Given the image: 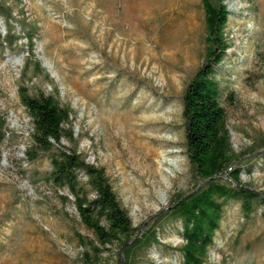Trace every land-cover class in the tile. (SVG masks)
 <instances>
[{
  "label": "rangeland",
  "instance_id": "rangeland-1",
  "mask_svg": "<svg viewBox=\"0 0 264 264\" xmlns=\"http://www.w3.org/2000/svg\"><path fill=\"white\" fill-rule=\"evenodd\" d=\"M218 1L0 2L11 11L0 14V264H84L74 234L95 240L71 196L64 202L39 180L48 160L24 158L31 124L20 82L70 108L72 145L104 167L137 234L156 229L160 244L138 248L137 264H183L182 221L169 211L206 180L188 159L182 94L218 39L224 118L209 160L228 158L212 176L223 193L213 196L217 226L198 264H264V0H220L217 21ZM8 31L20 37L10 46ZM117 257L111 245L101 264Z\"/></svg>",
  "mask_w": 264,
  "mask_h": 264
},
{
  "label": "trees",
  "instance_id": "trees-1",
  "mask_svg": "<svg viewBox=\"0 0 264 264\" xmlns=\"http://www.w3.org/2000/svg\"><path fill=\"white\" fill-rule=\"evenodd\" d=\"M217 5L219 9L214 8L210 15L219 21L223 16L220 0ZM0 14L11 17L10 9L2 4ZM25 37L31 52L32 34L27 33ZM19 38L8 31L3 41L10 46ZM216 41L209 57L194 73L182 94L183 133L188 159L198 179L206 180L198 193L181 199L169 211L182 221L183 236L187 241L183 264L200 262L197 254L203 255L205 244L211 241V231L217 226L218 214L214 210L217 205L213 196L223 193V188L213 181L212 176L223 168L228 155L216 165H211L209 160L213 136L224 118L219 87L213 79L214 65L223 53L221 39ZM33 68L41 72L38 60L33 61ZM17 96L31 124L30 142L23 152L25 160L29 163L40 157L48 160V169L37 173L39 180L54 188L64 202L70 201L71 196L80 222L95 236V240H91L81 233L74 234L84 247L81 255L84 264H101L103 251L111 245L116 247L118 254L114 264H137L138 248L160 244L157 231L147 228L137 234L139 228L133 226L127 210L120 204L104 167L87 161L72 145L75 132L70 108L60 105L50 94L31 93L23 82L17 86ZM4 136L0 133V138ZM64 189L68 193L60 194L59 190Z\"/></svg>",
  "mask_w": 264,
  "mask_h": 264
}]
</instances>
